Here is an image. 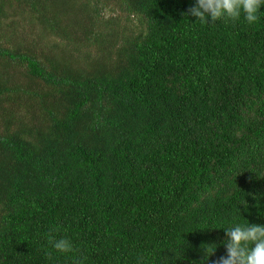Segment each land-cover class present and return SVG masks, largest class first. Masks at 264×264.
<instances>
[{
    "label": "trees",
    "instance_id": "1",
    "mask_svg": "<svg viewBox=\"0 0 264 264\" xmlns=\"http://www.w3.org/2000/svg\"><path fill=\"white\" fill-rule=\"evenodd\" d=\"M195 3L0 0V264H212L264 226V5Z\"/></svg>",
    "mask_w": 264,
    "mask_h": 264
},
{
    "label": "clouds",
    "instance_id": "2",
    "mask_svg": "<svg viewBox=\"0 0 264 264\" xmlns=\"http://www.w3.org/2000/svg\"><path fill=\"white\" fill-rule=\"evenodd\" d=\"M261 5H264V0H196L195 6L187 12L202 23H207L206 17H210L213 23L220 19L235 22L243 15L244 20L252 25L260 18ZM224 231L227 237L226 256L217 258L212 264H264V226L255 223L243 226L237 224ZM49 242L61 253L73 250L70 240H56L51 233ZM213 252L214 249L206 251L200 264H205Z\"/></svg>",
    "mask_w": 264,
    "mask_h": 264
}]
</instances>
